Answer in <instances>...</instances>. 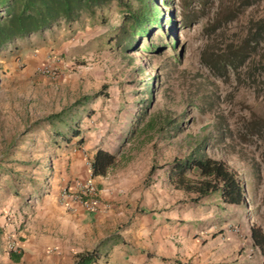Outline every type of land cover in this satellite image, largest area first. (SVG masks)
<instances>
[{
    "label": "rangeland",
    "instance_id": "rangeland-1",
    "mask_svg": "<svg viewBox=\"0 0 264 264\" xmlns=\"http://www.w3.org/2000/svg\"><path fill=\"white\" fill-rule=\"evenodd\" d=\"M155 1L166 21L147 37L108 45L120 22L111 2L93 17L81 13L70 28L60 21L0 50V264H46L48 250L33 258L25 247L38 225L37 196L80 185L70 163L79 156L85 173L93 145L114 155L107 195L182 208L199 239L208 238L210 213L223 218L220 201L195 202L166 173L189 157L224 162L244 189L242 215L264 233V34L242 46L264 17V0L244 9L242 0ZM236 53L232 65L223 62ZM76 128L81 148L61 139ZM10 252H22L18 262Z\"/></svg>",
    "mask_w": 264,
    "mask_h": 264
},
{
    "label": "crops",
    "instance_id": "crops-1",
    "mask_svg": "<svg viewBox=\"0 0 264 264\" xmlns=\"http://www.w3.org/2000/svg\"><path fill=\"white\" fill-rule=\"evenodd\" d=\"M72 139L77 141V138ZM75 143L81 148L83 137L80 145ZM98 148L106 150L98 145L90 146V158ZM75 158L70 169L71 165L77 167L80 185L89 184L94 188L96 210L84 209L61 192L40 190L36 210L38 225L33 228L35 237L30 245L25 244L34 252L33 258L48 250L41 258L46 264H74L76 256L85 252H93L95 261L91 264L262 263L263 257L250 239L252 225L242 215L241 203H218L217 215L222 212L223 218L217 221L210 213L208 238L199 239L194 236L197 228L194 220L183 221L182 208L177 210L172 206L173 210H169L168 205L161 202L151 206L149 199L137 203L134 198L129 202L122 195H107L104 192L107 171L102 177H91L89 168L85 173L81 170L80 157ZM74 183L69 186L73 188ZM231 209L238 210L236 218L227 214ZM247 251L252 253L247 254ZM21 255L22 252L14 262H18Z\"/></svg>",
    "mask_w": 264,
    "mask_h": 264
},
{
    "label": "trees",
    "instance_id": "trees-1",
    "mask_svg": "<svg viewBox=\"0 0 264 264\" xmlns=\"http://www.w3.org/2000/svg\"><path fill=\"white\" fill-rule=\"evenodd\" d=\"M111 2H114L113 7L119 13L120 22L114 28V36L108 41V45L117 39L123 42L132 37H147L150 29H161L162 22L166 21L155 0H0V50L13 40L46 31L57 26L60 21L70 28L78 21L81 13L93 17L96 11L106 9ZM253 2L254 0H242V9L249 7ZM254 26L253 32L249 33L242 46L245 42L258 44L259 40H262L264 17L257 20ZM242 46L238 47V52H244ZM236 55L230 60L223 58V62L232 65L241 53ZM99 95L100 93H95L88 96L87 101ZM62 114V112L53 114L48 117V121L52 119L59 121ZM72 138H77L76 145L82 143L78 128L61 136L65 143ZM113 163V154L101 148L96 149L89 159L90 176L104 175ZM152 172L153 168L149 170V174ZM190 174L193 176H189ZM167 176L173 189L194 194L195 202L204 197L214 196L221 203L238 205L244 199V189L238 176L220 160L202 156L174 160L169 165ZM250 239L253 245L258 247L263 257L261 264H264V233L257 226L252 225ZM19 256L20 252L9 254L12 261H17ZM94 261L93 252H85L76 256L74 264H91Z\"/></svg>",
    "mask_w": 264,
    "mask_h": 264
},
{
    "label": "built area",
    "instance_id": "built-area-1",
    "mask_svg": "<svg viewBox=\"0 0 264 264\" xmlns=\"http://www.w3.org/2000/svg\"><path fill=\"white\" fill-rule=\"evenodd\" d=\"M41 73L46 74L50 78H55L56 74L52 68L49 66H43L39 69ZM89 166V161L86 163ZM74 190L70 188H64L61 191V194L67 196L73 201H77L84 209L88 211L96 210V201H95V190L89 184L84 185H75L73 187ZM247 254H251V251H247Z\"/></svg>",
    "mask_w": 264,
    "mask_h": 264
}]
</instances>
